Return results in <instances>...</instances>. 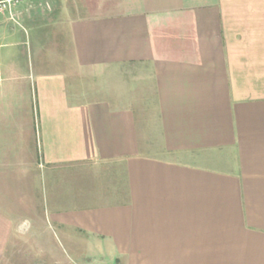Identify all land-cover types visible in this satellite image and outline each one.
Masks as SVG:
<instances>
[{"label":"crops","instance_id":"1","mask_svg":"<svg viewBox=\"0 0 264 264\" xmlns=\"http://www.w3.org/2000/svg\"><path fill=\"white\" fill-rule=\"evenodd\" d=\"M12 9L16 22L0 13V264L16 223L45 255L50 224L93 259L264 264V0Z\"/></svg>","mask_w":264,"mask_h":264},{"label":"rangeland","instance_id":"2","mask_svg":"<svg viewBox=\"0 0 264 264\" xmlns=\"http://www.w3.org/2000/svg\"><path fill=\"white\" fill-rule=\"evenodd\" d=\"M96 81V88H99L103 86L104 81L107 83V77L103 78V80L96 79ZM15 225L17 226V233L14 232L13 236H11L10 249L5 251L1 264H122L118 259L113 260L107 256H102L101 259H93L92 256L87 254L79 253L76 250L74 252L61 238L56 228L50 224L48 225V229L42 232L43 236H47V238L45 237L46 244L45 239H42V245H45L48 251V254L45 255V249L39 247L40 240L33 239L24 242L25 240L22 239L28 236L25 233L28 228L27 224L16 223ZM79 242L85 243L86 237L81 235ZM80 250H82L81 247Z\"/></svg>","mask_w":264,"mask_h":264},{"label":"built area","instance_id":"3","mask_svg":"<svg viewBox=\"0 0 264 264\" xmlns=\"http://www.w3.org/2000/svg\"><path fill=\"white\" fill-rule=\"evenodd\" d=\"M19 0H0V13H7L10 20L16 22L13 7L18 3Z\"/></svg>","mask_w":264,"mask_h":264}]
</instances>
